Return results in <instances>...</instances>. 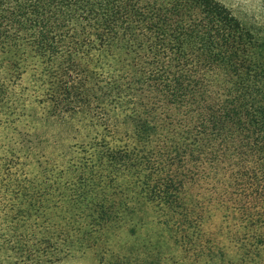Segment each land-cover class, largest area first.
I'll use <instances>...</instances> for the list:
<instances>
[{"label":"trees","instance_id":"16d2710c","mask_svg":"<svg viewBox=\"0 0 264 264\" xmlns=\"http://www.w3.org/2000/svg\"><path fill=\"white\" fill-rule=\"evenodd\" d=\"M205 203L217 264H264V37L220 0H0V264H186ZM143 208L169 256L108 244Z\"/></svg>","mask_w":264,"mask_h":264},{"label":"rangeland","instance_id":"374dc122","mask_svg":"<svg viewBox=\"0 0 264 264\" xmlns=\"http://www.w3.org/2000/svg\"><path fill=\"white\" fill-rule=\"evenodd\" d=\"M231 12L243 23L244 26L252 30L260 37H264V0H220ZM30 76L28 73L21 76V84L30 94L28 89ZM27 108H31L32 96H27ZM26 119H23L18 125L25 126ZM39 131L45 132L47 139L45 150L53 155L69 156L70 146L78 138L73 132H67L57 123H41ZM196 188H190L189 192L197 193ZM204 216L200 220L197 235L199 242L195 246L196 251L191 250V255L186 264H217V224L219 225L220 214L217 212V206L214 203H205L202 205ZM198 211V209H197ZM195 237V235H194ZM108 244L116 246L122 252H139L146 254L150 252L152 246H157L156 251L162 255L169 256V251L174 248L165 232L155 224L152 213L149 209L143 208L137 211L133 217L126 221L115 233L108 235ZM151 253L146 254L150 256ZM227 257L233 261L237 256L231 252ZM162 264H170L169 260H162ZM54 264H99L95 254L88 251L82 257L75 260H66Z\"/></svg>","mask_w":264,"mask_h":264}]
</instances>
